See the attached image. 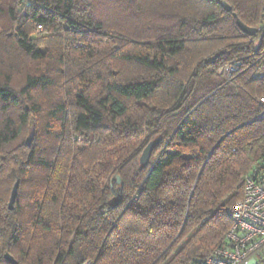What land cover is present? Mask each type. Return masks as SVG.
Instances as JSON below:
<instances>
[{
    "label": "trees",
    "instance_id": "1",
    "mask_svg": "<svg viewBox=\"0 0 264 264\" xmlns=\"http://www.w3.org/2000/svg\"><path fill=\"white\" fill-rule=\"evenodd\" d=\"M260 99L264 0H0V264H204Z\"/></svg>",
    "mask_w": 264,
    "mask_h": 264
},
{
    "label": "built area",
    "instance_id": "2",
    "mask_svg": "<svg viewBox=\"0 0 264 264\" xmlns=\"http://www.w3.org/2000/svg\"><path fill=\"white\" fill-rule=\"evenodd\" d=\"M232 70L228 65L219 73ZM227 214L231 219L227 245L216 248L204 264H264V172L254 169L245 177L242 198Z\"/></svg>",
    "mask_w": 264,
    "mask_h": 264
},
{
    "label": "water",
    "instance_id": "3",
    "mask_svg": "<svg viewBox=\"0 0 264 264\" xmlns=\"http://www.w3.org/2000/svg\"><path fill=\"white\" fill-rule=\"evenodd\" d=\"M219 4L223 7L224 10L226 11H230L231 7L229 4H227L225 1H219ZM233 17L236 20V24L237 26L240 28V30L250 36L252 35H256L258 32L257 28H253V27H249L247 25H245L243 22H241V20L237 17V15L235 13H233ZM156 141H151L147 144V146L143 149L139 161L142 165H146L149 161V157L151 154V151L155 145ZM117 182L119 183V178L117 179ZM17 188H18V182H15L12 190H11V194H10V198H9V202H8V208L11 210L14 207V203H15V199H16V195H17ZM5 259L10 262L11 264H17V262L15 261V259L8 253H6L4 255Z\"/></svg>",
    "mask_w": 264,
    "mask_h": 264
}]
</instances>
